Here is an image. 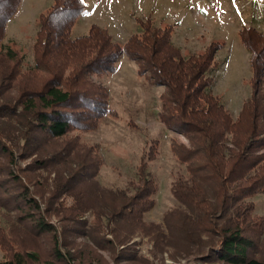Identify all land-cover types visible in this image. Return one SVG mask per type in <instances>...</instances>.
Here are the masks:
<instances>
[{
    "label": "trees",
    "instance_id": "obj_1",
    "mask_svg": "<svg viewBox=\"0 0 264 264\" xmlns=\"http://www.w3.org/2000/svg\"><path fill=\"white\" fill-rule=\"evenodd\" d=\"M20 2H0V67L7 76L2 79L10 82L4 86L0 80V173L6 169L22 187L24 199L39 211V217L27 213L37 220L39 230L55 231L56 257L76 264L72 252L61 249L57 229L45 217L47 211L30 196L16 158L24 156L35 138L60 142L71 130L100 125L101 118L113 110L107 86L96 77L114 71L125 54L150 84L164 85L158 114L167 127L189 140L187 144L174 137L171 142L173 153L186 168V173L175 176L171 190L186 210L171 209L156 224L168 229V236L161 232L166 244L173 246L183 239V248L177 247L176 253L181 249L185 254L197 246L195 252L203 264H264V216L256 210L255 201V195L264 193V33L252 26L240 29L241 40L251 53L250 92L233 113L212 85L218 66L215 55L223 43L211 41L201 51L185 52L174 41L170 25L161 27L149 19L123 43L98 24L73 35L72 27L84 12L85 1L55 0L38 16L34 59L25 65L21 49L4 41L8 21ZM151 143L136 166V177L124 187H98L96 196L101 203H95L87 197L100 170L91 152L93 146L81 143L78 137L66 140L51 159L70 163L69 169L65 166L66 171H57L54 178L56 195L51 198L61 205L55 209L69 212L71 222L84 224L89 220L84 214L91 210L94 227L100 230L106 224L114 238L125 244L130 232L145 225V216L155 204L158 181L148 164L158 152V138ZM80 148L89 151V160H73L74 150ZM34 163L44 167L48 160L36 158ZM87 180L89 183L82 184ZM67 194L72 196L68 203ZM120 228L127 230L123 236ZM101 238L94 236L98 243ZM114 238L104 240L113 243ZM0 246L5 251L0 264H57L5 235L0 237ZM117 258L136 262L142 257L136 250L121 249Z\"/></svg>",
    "mask_w": 264,
    "mask_h": 264
},
{
    "label": "rangeland",
    "instance_id": "obj_2",
    "mask_svg": "<svg viewBox=\"0 0 264 264\" xmlns=\"http://www.w3.org/2000/svg\"><path fill=\"white\" fill-rule=\"evenodd\" d=\"M54 1L21 0L17 12L8 21L4 41L15 43L21 49L26 56L25 65L34 59L32 45L38 16ZM84 1L85 10L72 27L73 35L86 33L92 24H98L106 27L116 40L123 43L132 33L141 31L143 23L149 19L161 27L170 25L174 41L185 52L201 51L211 41L221 42L223 44L215 55L218 66L213 72L214 91L233 113L239 110L243 97L249 95L251 53L241 40L240 29L252 26L264 33V0ZM137 70V63L122 54L114 71L96 77L107 86L109 106L113 111L103 116L96 128L71 130L67 137L59 139L60 142L54 138L45 141L43 138H35L28 145L24 156L16 158L19 172L23 183L29 185L30 196L40 203L42 211H47L46 219L56 227L61 249L70 250L76 264H203L195 252L197 246L193 247L191 254H185L181 249L176 253L178 248H183L184 240L178 239L177 244L170 246L163 239V234L168 236V229L156 227L157 223L163 221L167 211L186 210L171 190L175 176L186 173L185 165L172 151L171 142L174 137L187 144L189 140L182 132L167 127L158 114L164 85L150 84ZM2 78L6 79L7 76L0 67L1 83L4 86L10 84ZM73 137L94 147L91 152L96 156L100 170L92 180L97 187L87 197L95 203L101 201L97 197L98 187L103 190L124 187L136 177V166L140 158L146 155L145 150H148L151 141L158 138V152L148 164V169L158 181L155 204L145 216V225L130 232V239L125 244L114 238L106 224L100 230L95 228L91 210L84 214V218L89 219L84 224L80 220L71 222L69 212L55 209L60 204L51 198L56 195L54 178L57 177V171L61 173L66 171V167L69 169L70 163H57L51 159L62 148L61 144L66 140L72 141ZM74 153L73 160L82 157L89 160V151L84 148L74 150ZM43 157L48 160L44 167L34 163L36 158ZM0 181V237L5 235L19 245L39 251L43 258L53 259L57 264H66L54 254L55 231L41 232L37 220L27 214L34 212L36 217L40 215L38 210L29 205V199L25 200L22 196V187L6 169L0 173ZM87 183L88 180L82 181V184ZM93 196L96 197L93 199ZM71 198V195L65 196V202H70ZM255 201L256 210L264 216V193L255 195ZM120 231L123 236L127 230L120 228ZM202 235L206 234L202 232ZM94 236L114 238L116 241L110 243L102 237L98 243ZM123 245L126 247L123 248ZM121 249L136 250L142 258L136 262L118 260L117 254ZM4 256L5 251L0 246V259Z\"/></svg>",
    "mask_w": 264,
    "mask_h": 264
},
{
    "label": "snow or ice",
    "instance_id": "obj_3",
    "mask_svg": "<svg viewBox=\"0 0 264 264\" xmlns=\"http://www.w3.org/2000/svg\"><path fill=\"white\" fill-rule=\"evenodd\" d=\"M0 2H2V0H0ZM79 2H80L81 4H83V3H84V0H79ZM85 14H87V13H85Z\"/></svg>",
    "mask_w": 264,
    "mask_h": 264
},
{
    "label": "crops",
    "instance_id": "obj_4",
    "mask_svg": "<svg viewBox=\"0 0 264 264\" xmlns=\"http://www.w3.org/2000/svg\"><path fill=\"white\" fill-rule=\"evenodd\" d=\"M239 108H240V106H239ZM239 108H238V109H239ZM235 109H237V108H235Z\"/></svg>",
    "mask_w": 264,
    "mask_h": 264
}]
</instances>
